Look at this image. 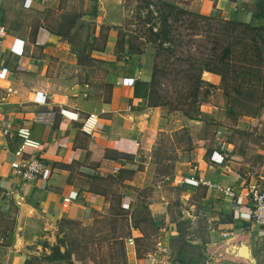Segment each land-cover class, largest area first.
<instances>
[{
    "label": "crops",
    "instance_id": "0c3cea01",
    "mask_svg": "<svg viewBox=\"0 0 264 264\" xmlns=\"http://www.w3.org/2000/svg\"><path fill=\"white\" fill-rule=\"evenodd\" d=\"M119 1L0 0V118L12 126L29 127L46 166L42 175L23 183L8 167L17 141L0 134V261L23 264L31 256H40V245L56 237L62 238L66 250L105 244L111 237L107 220L122 218L128 225L126 232L112 236L113 248L112 243L105 247L107 258L118 248L120 264H264V226L236 216L246 210V199L241 197L240 204L234 205L210 186L204 192L214 211L209 213L205 236L177 231L197 216L188 213L178 222H167L154 206L147 217L154 235L147 239L140 234L138 226L146 216L128 192L132 186L140 188L141 166L149 175L155 171L154 162L138 156L141 145L149 142V131L192 129L198 120L187 121L158 105L146 106L149 73L141 66L140 56L127 50V37H119ZM32 2L34 7H27ZM253 2L194 0L191 9L199 14L216 10L223 20L247 21ZM66 27L65 37L59 36L58 28L65 31ZM202 74L208 79L215 75ZM48 112L49 123L32 120L36 113ZM87 113L97 117L92 136L80 131ZM210 153L184 179L230 185L236 195L240 193L246 183L229 165L211 161ZM100 164L119 166L111 175L115 182L111 203L95 183L111 176L79 171L80 166L98 168ZM249 182L264 192V182ZM70 192L75 194L67 200ZM240 242L248 245L253 261L230 250Z\"/></svg>",
    "mask_w": 264,
    "mask_h": 264
},
{
    "label": "rangeland",
    "instance_id": "374dc122",
    "mask_svg": "<svg viewBox=\"0 0 264 264\" xmlns=\"http://www.w3.org/2000/svg\"><path fill=\"white\" fill-rule=\"evenodd\" d=\"M155 1L157 0L119 1L122 11L121 20L116 25L119 37H130L133 34H140L137 29L143 30L149 26L152 31H156L155 29L159 25V16L157 15L158 11ZM163 1L190 12L198 13L196 10L191 9V3L194 0ZM214 14L217 15L216 10L202 15L211 16ZM184 25L185 22L182 21L181 23H172L173 31L187 32L183 30ZM204 28L205 25L202 21H196V27L188 36L190 44L185 47L177 45L176 40L174 42L171 41V43L162 42L161 47H163V50L166 49L168 51L159 52L154 61L157 62L158 66L161 64L167 65L165 66L167 72L158 77L160 82L157 84L156 95H166L168 100L174 102L177 92H185L186 88L181 87L183 85L182 77L180 79V75H174V72L179 67L185 69L189 63L187 59H196L197 61L207 52L210 43L209 38L204 34ZM172 38H179L180 41L184 39L181 35H174ZM137 39L136 41L142 44L139 62L144 67L146 60H150L155 51L157 53L156 45L158 40L151 46V44L146 43L145 37ZM132 43H135V40H132ZM174 76L179 79L174 80ZM200 77L202 80L213 84V86L208 88L209 93L206 95L203 104L198 107V122L192 124L188 122L194 128H183L169 133L155 130L149 131L146 136L149 142L143 143L141 145L142 149L138 151V156L141 160L155 163L153 175H149L147 171L143 172V166L140 168L138 166L139 169H137L141 172L138 177L141 186L139 189L136 186H132L131 191L128 192L135 196L140 212L146 216V219L138 226V230L142 237L147 239L149 236L154 235L155 231L153 226L149 224V219H147L150 214L149 208H152V206L155 207V211L162 214L167 222H178L182 215H187L188 213L189 215L197 216L192 224L179 225L177 231L180 235H191L194 233L205 236L210 224L208 220L209 213L214 211L208 204V195L206 196L204 192L206 186L203 188L190 187L184 184L183 180L184 174L186 175L189 169H193L197 161L206 158L212 149L220 153L222 164L233 168L244 183H248L251 180L259 184L264 182V108L257 109L258 113L252 117L241 115L237 116L235 121H231L223 113L226 97L224 96L220 77L213 75L214 78H204L202 72ZM254 95L257 96V93H254ZM260 101H256L252 105L255 106L258 102L264 105V102ZM161 107L166 110L165 106ZM166 111H173L178 113L176 115H179V117H183L179 110ZM174 119L172 118V120ZM177 122L175 120V123ZM194 145H198L199 149H194ZM186 162H189V165L185 164ZM166 176L170 179L166 180L164 178ZM112 178L113 176L107 177L105 181H95L104 194L105 200L109 203L113 202V195L115 194L112 191L115 184ZM200 206H202L201 211H199ZM114 211L113 208L110 213ZM107 221L105 225L108 224L111 235L107 243L102 244L99 242L88 245V247H76L75 250L72 247L67 249L72 252L71 256L74 264H120L118 248L115 246L116 254L107 258L108 252L105 247L108 246V243L114 241L112 239L113 235H123L128 225L122 218L119 220L112 218ZM109 247L113 248L114 244H110ZM210 252L208 250L207 254H210Z\"/></svg>",
    "mask_w": 264,
    "mask_h": 264
},
{
    "label": "trees",
    "instance_id": "16d2710c",
    "mask_svg": "<svg viewBox=\"0 0 264 264\" xmlns=\"http://www.w3.org/2000/svg\"><path fill=\"white\" fill-rule=\"evenodd\" d=\"M155 6L159 16L156 31H152L149 26L143 30L137 29V32L140 31L138 36L133 34L127 37V50L139 56L142 44L136 41L137 38L145 37L146 43L151 46L158 40L157 53L155 51L144 65L149 73L147 107L165 106L166 110H179L187 120H199L198 107L203 104L209 93L208 88L213 86L200 77V73L205 71L220 77L226 97L223 113L231 121H235L236 117L241 115L252 117L258 113L257 109L264 108L259 102L255 106L252 105L256 101L264 102V23L259 21L264 19V0H254L251 17L247 21L223 20L218 13L211 16L202 15L163 0L155 1ZM181 21L185 22L183 30L187 32L173 31L172 23ZM196 21H202L205 25L203 31L210 44L201 59L196 61L189 58L185 69L179 67L173 71L174 75L179 74L180 79L182 77L181 87L186 88L184 93L177 92L173 102L168 100L166 95H156L157 84L160 82L158 77L167 72L165 68L167 65L158 66L154 59L159 52L168 51L163 50L162 42L171 43L176 40L180 47L189 45L188 36L196 27ZM68 24L71 26L72 18ZM68 27L65 31L58 28L57 34L65 37ZM174 35H181L184 39L182 41L179 38L173 39ZM132 40H135V43H132ZM173 78L179 79L175 76ZM254 93H257V96ZM40 251L42 252L40 256H31L23 264H74L72 252L64 248L62 238L56 237L54 242L42 243Z\"/></svg>",
    "mask_w": 264,
    "mask_h": 264
},
{
    "label": "built area",
    "instance_id": "2783aa9c",
    "mask_svg": "<svg viewBox=\"0 0 264 264\" xmlns=\"http://www.w3.org/2000/svg\"><path fill=\"white\" fill-rule=\"evenodd\" d=\"M48 1V0H43ZM34 7L33 2L28 3L27 7ZM41 9L43 6L40 7ZM3 34V27L0 24V35ZM51 113H36L33 117V121H39L42 123H49ZM97 117L95 113H87L81 120L80 131L88 136H92L95 129ZM0 134L6 138H12L17 141L16 145L10 150L11 160L8 162V167L12 170V173L23 183L34 179L43 174L45 165L41 157L36 152L39 148V142L33 139L30 135V129L28 126L16 125L12 126L4 118H0ZM209 159L217 164H220L222 157L216 152H211ZM118 165L106 166L100 164L96 167L80 166L79 171L81 173L92 176H111L118 172ZM183 183L195 187L199 183L204 186H210L214 190L226 197L234 205L240 204V198L244 197L248 203L245 211H238L237 219L248 221L256 224L257 226H264V192H262L258 185L254 182H248L245 185L240 186V190L237 195L233 192L230 185L220 186L210 184L207 181H201L192 178H185ZM74 192H70L67 196V200L74 196ZM0 264H8L5 261H0Z\"/></svg>",
    "mask_w": 264,
    "mask_h": 264
},
{
    "label": "water",
    "instance_id": "95a60500",
    "mask_svg": "<svg viewBox=\"0 0 264 264\" xmlns=\"http://www.w3.org/2000/svg\"><path fill=\"white\" fill-rule=\"evenodd\" d=\"M183 217L186 218L185 216ZM230 250L233 252L234 255L246 258L249 261H253V258L250 255L249 247L246 244L240 242L237 246L230 248Z\"/></svg>",
    "mask_w": 264,
    "mask_h": 264
}]
</instances>
